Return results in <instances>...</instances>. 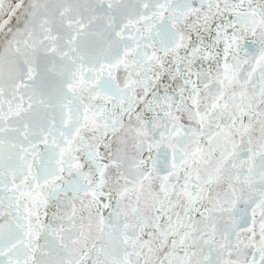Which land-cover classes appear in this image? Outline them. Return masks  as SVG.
Segmentation results:
<instances>
[{"label": "snow or ice", "instance_id": "6c2138e0", "mask_svg": "<svg viewBox=\"0 0 264 264\" xmlns=\"http://www.w3.org/2000/svg\"><path fill=\"white\" fill-rule=\"evenodd\" d=\"M0 264H264V0H0Z\"/></svg>", "mask_w": 264, "mask_h": 264}]
</instances>
